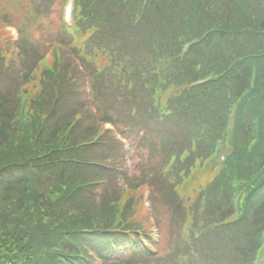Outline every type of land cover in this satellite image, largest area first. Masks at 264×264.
Here are the masks:
<instances>
[{
	"label": "trees",
	"instance_id": "trees-1",
	"mask_svg": "<svg viewBox=\"0 0 264 264\" xmlns=\"http://www.w3.org/2000/svg\"><path fill=\"white\" fill-rule=\"evenodd\" d=\"M64 2L0 0V264H264V0Z\"/></svg>",
	"mask_w": 264,
	"mask_h": 264
},
{
	"label": "rangeland",
	"instance_id": "rangeland-1",
	"mask_svg": "<svg viewBox=\"0 0 264 264\" xmlns=\"http://www.w3.org/2000/svg\"><path fill=\"white\" fill-rule=\"evenodd\" d=\"M15 34V35H11L10 33H9V36H11V37H14V36H16V31H15V29H13V31H12V34ZM9 40V38H7V39H4V41H8Z\"/></svg>",
	"mask_w": 264,
	"mask_h": 264
}]
</instances>
